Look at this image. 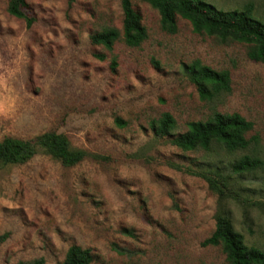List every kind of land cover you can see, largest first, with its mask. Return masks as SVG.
<instances>
[{"label":"rangeland","instance_id":"1","mask_svg":"<svg viewBox=\"0 0 264 264\" xmlns=\"http://www.w3.org/2000/svg\"><path fill=\"white\" fill-rule=\"evenodd\" d=\"M25 1L30 27L0 0V143L35 148L0 165V264H61L73 245L90 250L91 264H230L221 245H202L218 213L264 253V61L254 47L197 33L180 16L166 32L141 0H131L146 32L138 46L124 41L121 0ZM205 1L224 12L252 6L264 24V0ZM103 30L119 35L111 50L90 41ZM195 62L227 72L228 89L208 86L201 98L184 70ZM215 113L252 123L245 150L174 143ZM45 134L82 159L63 165L38 144ZM243 156L263 167L236 171Z\"/></svg>","mask_w":264,"mask_h":264},{"label":"trees","instance_id":"2","mask_svg":"<svg viewBox=\"0 0 264 264\" xmlns=\"http://www.w3.org/2000/svg\"><path fill=\"white\" fill-rule=\"evenodd\" d=\"M155 8L160 16L161 28L169 33L177 31L176 18L180 16L189 22L197 33L206 31L221 38H233L240 42L251 44V58L264 61V24L254 19L252 6L238 11H220L205 0H141ZM27 4L25 0H10L8 13L26 21L30 27L33 20L24 14ZM123 13L124 41L129 46H138L146 38L145 28L141 24L140 14L133 8L131 0H121ZM115 30H103L92 34L90 41L93 45H101L111 50L118 40ZM115 63L112 64L114 69ZM184 70L191 83L196 87L201 98L211 97V87L214 91L227 90L229 87V74L216 72L207 66L195 62L185 66ZM117 123H120L117 120ZM173 119L164 114V129L172 127ZM252 129V123L245 120L239 114L222 115L219 113L205 123L193 122L189 125L187 133L179 136L175 144L183 149L201 147L208 149L212 142H218L229 152L245 150L249 146L246 134ZM38 144L60 159L65 166L77 164L83 157L81 152H72L68 149V141L65 137L56 134H45L38 139ZM35 154L34 144L12 138H5L0 143V165L23 163ZM263 162L249 156L241 157L235 164L238 172H250L261 169ZM203 246L221 245L230 264H264V253L248 248L243 244L242 236L236 233L230 221L222 214L215 216V229L207 238ZM90 250L80 246H71L61 264H91ZM24 264V263H21ZM30 264H44L43 259H38Z\"/></svg>","mask_w":264,"mask_h":264}]
</instances>
